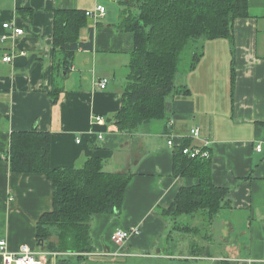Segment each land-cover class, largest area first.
Wrapping results in <instances>:
<instances>
[{
    "label": "crops",
    "instance_id": "obj_1",
    "mask_svg": "<svg viewBox=\"0 0 264 264\" xmlns=\"http://www.w3.org/2000/svg\"><path fill=\"white\" fill-rule=\"evenodd\" d=\"M98 4L106 11L91 19L93 49L76 53L54 102L55 10L87 11ZM22 8L31 15L20 13ZM122 8L120 0H0V36L9 31L3 28L7 21L24 29L16 38L0 39V240L12 252L23 244L47 252L48 264H264V0H249V15L235 20L231 39L202 40L199 63L176 76L189 91L169 96L165 120L131 132L119 131L112 119L135 46L134 34L119 27ZM88 37L86 27L82 39ZM13 50L12 61L4 62ZM103 79L108 82L100 88ZM170 118L177 144L193 126L210 141L212 179L229 190V206L217 216L223 234L232 238L224 251L192 256L186 242L174 241L179 231L163 210L196 180L173 173L174 149L164 137ZM34 128L50 132L54 168L80 167L99 157L107 172L132 174L119 212L93 215L92 251L81 257L50 252L38 240L37 223L53 207L52 182L10 168L12 132ZM135 227L139 235L121 245L112 241L116 229Z\"/></svg>",
    "mask_w": 264,
    "mask_h": 264
},
{
    "label": "trees",
    "instance_id": "obj_2",
    "mask_svg": "<svg viewBox=\"0 0 264 264\" xmlns=\"http://www.w3.org/2000/svg\"><path fill=\"white\" fill-rule=\"evenodd\" d=\"M123 19L120 29L134 34L135 46L126 72L123 96L112 116L119 131H135L147 122L163 121L171 110V95L187 94L176 76L184 51L194 42L232 38L234 22L249 15V0H120ZM31 11L20 9V13ZM89 28L88 39L82 30ZM91 18L84 9L59 8L54 13L53 45L55 86L53 101L63 89V79L80 50L93 49ZM200 49L199 43L194 45ZM192 70L203 56L193 52ZM60 77V78H59ZM186 89V90H183ZM190 137L174 146L173 173L193 178L183 186L171 205L163 210L177 230L180 217L196 218L199 212L210 221L229 206L228 188L212 179V161L191 157L184 148L194 145ZM51 134L37 128L13 131L8 159L18 173H41L53 184V207L41 215L37 237L48 251L82 254L92 251L91 221L96 213H118L132 174L107 172L99 157L80 167L54 168L50 162ZM221 264H232L223 260Z\"/></svg>",
    "mask_w": 264,
    "mask_h": 264
},
{
    "label": "built area",
    "instance_id": "obj_3",
    "mask_svg": "<svg viewBox=\"0 0 264 264\" xmlns=\"http://www.w3.org/2000/svg\"><path fill=\"white\" fill-rule=\"evenodd\" d=\"M106 11V7L103 5H97L94 9L87 10L86 14L97 21L99 18L104 16ZM3 28L9 30L8 32H4L1 34L0 39L7 40L9 38H16L22 34H24V29L22 27L16 26L11 24L10 22H5L3 24ZM16 51H11L9 54H6L3 57L4 62L12 61V56L16 55ZM20 54H25V52H20ZM108 79H103L102 81L98 82V86L100 88H105L107 85ZM94 121L98 123H103L104 118L102 116H95ZM175 119L170 118L167 121V130L164 133V137L166 138L167 145L170 148H174L177 144L174 134L172 132V127L174 126ZM188 137L192 138L195 143L192 146H188L184 148L183 153L187 156L197 157L201 156L203 158H210L211 157V144L210 141L206 138L202 137L201 130L198 126H193L190 128ZM102 138V136H100ZM79 142V140H78ZM257 149L259 151L262 150V145L258 144ZM8 159V157H7ZM140 229L130 228V229H116L112 235L111 239L115 244H124L132 235H139ZM0 255L3 257V264H48V253L47 252H39L37 250H33L27 244H23L20 248L12 252L7 247L6 240H0Z\"/></svg>",
    "mask_w": 264,
    "mask_h": 264
},
{
    "label": "rangeland",
    "instance_id": "obj_4",
    "mask_svg": "<svg viewBox=\"0 0 264 264\" xmlns=\"http://www.w3.org/2000/svg\"><path fill=\"white\" fill-rule=\"evenodd\" d=\"M197 42H200V49H195L194 45L196 44L197 46ZM201 42L202 40L192 43L184 51L179 65L180 71L177 74L178 78H182L184 73H186V71L189 69V66L192 63V57L194 54L193 52L195 50H202ZM177 224L179 225H177L176 228H178V226L181 227L176 230L179 232H174L175 236L177 237V239L174 241L175 243L177 242V245L182 244L178 243L180 240L183 243L186 242L185 244L188 248V251L190 252V255L192 256H203L212 252L216 253L219 249L224 251V248L229 245V241L231 242L232 239L231 235L229 236L223 234L221 224L219 219H217V216L215 219L209 222V220L206 218V215L202 212H199L196 218L180 217ZM172 230L174 231L173 227ZM239 243L242 242L239 241Z\"/></svg>",
    "mask_w": 264,
    "mask_h": 264
}]
</instances>
